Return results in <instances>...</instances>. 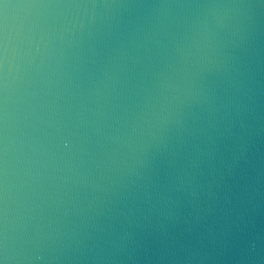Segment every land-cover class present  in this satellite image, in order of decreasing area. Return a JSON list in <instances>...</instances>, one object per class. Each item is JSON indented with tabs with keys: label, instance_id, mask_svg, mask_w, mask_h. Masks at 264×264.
Here are the masks:
<instances>
[{
	"label": "water",
	"instance_id": "95a60500",
	"mask_svg": "<svg viewBox=\"0 0 264 264\" xmlns=\"http://www.w3.org/2000/svg\"><path fill=\"white\" fill-rule=\"evenodd\" d=\"M0 264H264V0H0Z\"/></svg>",
	"mask_w": 264,
	"mask_h": 264
}]
</instances>
